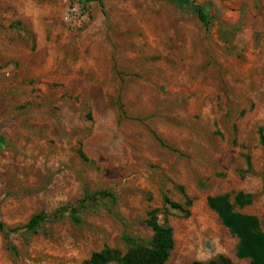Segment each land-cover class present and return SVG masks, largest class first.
<instances>
[{
    "label": "rangeland",
    "instance_id": "1",
    "mask_svg": "<svg viewBox=\"0 0 264 264\" xmlns=\"http://www.w3.org/2000/svg\"><path fill=\"white\" fill-rule=\"evenodd\" d=\"M132 1L149 34L111 27L106 37L113 46L139 43L144 56L127 61L114 47L112 74L92 42L99 30L86 32L98 2L71 29L62 21L69 0H0V222L18 228L47 215L36 235L0 233V264L123 254L124 236L151 239L152 210L173 231L165 264L218 256L250 264L207 200L250 194L234 210L264 231V0H192L208 29L194 7ZM180 20L190 33L155 44L153 27Z\"/></svg>",
    "mask_w": 264,
    "mask_h": 264
},
{
    "label": "trees",
    "instance_id": "2",
    "mask_svg": "<svg viewBox=\"0 0 264 264\" xmlns=\"http://www.w3.org/2000/svg\"><path fill=\"white\" fill-rule=\"evenodd\" d=\"M97 1L101 4V0ZM183 11L193 10L192 0H168ZM194 12L206 29L209 27L208 15L199 6L194 7ZM261 143L264 146V136L260 134ZM208 206L217 213L222 225L238 239L236 255L239 258H247L250 264H264V231L260 228L257 217L253 215L235 212L234 206L244 207L252 202V196L243 192H237L230 201L228 194L209 197ZM84 208L82 201L77 203L76 208H71L70 217L74 222L78 221L77 213ZM63 209L54 213L58 215ZM149 218L145 224L153 232L151 239L146 243L124 236L123 240L128 246L125 253L117 250L105 248L100 252L93 253L85 264H165L169 259L174 246L173 231L166 222L160 224L157 220L156 210L148 213ZM45 213H38L22 227L6 228L0 222V233L6 236L10 233L24 230L26 235H36L40 224L46 218ZM194 264H231L230 260L223 256H218L207 263Z\"/></svg>",
    "mask_w": 264,
    "mask_h": 264
},
{
    "label": "crops",
    "instance_id": "3",
    "mask_svg": "<svg viewBox=\"0 0 264 264\" xmlns=\"http://www.w3.org/2000/svg\"><path fill=\"white\" fill-rule=\"evenodd\" d=\"M125 2H128L127 8H125ZM94 3L97 2L94 1ZM98 4L103 10L100 7L96 10L86 32L99 30L100 34L96 37V42H92L94 45L101 43L100 45L103 47V56H101L100 60L104 61V59H107L110 61L108 67L111 68L113 74L114 69L116 70V68H119L117 64H114L113 60L112 52L114 51V47L117 51L122 52L121 58L124 56V59L131 62H138V60L144 56L145 51H143V47L141 49L139 48V43L134 44V47L131 48L124 43L122 45L113 46L106 37L109 28L112 27L115 30L127 31L129 34L133 33V35L136 36H139V33L140 36H144V34L147 35L149 32H146L144 21H141L143 15L142 9L136 7V4L132 0H101V4L99 2ZM190 32L191 27L187 26V24L182 21L179 22V26L177 27H153V35L158 36L155 38V44L158 43V46L167 43V37L168 39L172 37L174 41H176L178 35L186 36ZM183 39L186 38L183 37ZM136 42H138L137 39ZM139 51L142 53H139ZM98 67L101 66L98 64L94 65V68ZM96 74L99 75L100 72H96Z\"/></svg>",
    "mask_w": 264,
    "mask_h": 264
},
{
    "label": "built area",
    "instance_id": "4",
    "mask_svg": "<svg viewBox=\"0 0 264 264\" xmlns=\"http://www.w3.org/2000/svg\"><path fill=\"white\" fill-rule=\"evenodd\" d=\"M89 0H69L63 14L62 21L71 29H80L89 20L85 7L89 6Z\"/></svg>",
    "mask_w": 264,
    "mask_h": 264
},
{
    "label": "flooded vegetation",
    "instance_id": "5",
    "mask_svg": "<svg viewBox=\"0 0 264 264\" xmlns=\"http://www.w3.org/2000/svg\"><path fill=\"white\" fill-rule=\"evenodd\" d=\"M91 3L94 2V1H90ZM97 2V1H96ZM90 20V19H89Z\"/></svg>",
    "mask_w": 264,
    "mask_h": 264
}]
</instances>
